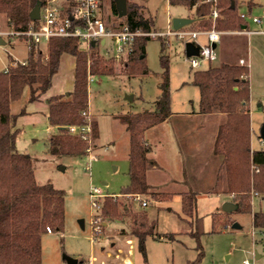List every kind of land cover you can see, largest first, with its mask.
<instances>
[{
  "label": "rangeland",
  "instance_id": "1",
  "mask_svg": "<svg viewBox=\"0 0 264 264\" xmlns=\"http://www.w3.org/2000/svg\"><path fill=\"white\" fill-rule=\"evenodd\" d=\"M63 1L59 0L60 3ZM131 1L139 4L144 14L154 19L152 32L160 35L150 36L147 41V73L129 75L123 69L124 60H121L116 64V74L92 75L89 109L92 119L98 124V134L89 145L91 150L78 155L52 154L49 140L58 128L47 129L46 111H36L27 117L25 114L18 116L17 149L34 157V171L40 183H53L66 193L64 226L43 235L42 264H68L65 255L78 258L79 264H121L125 258L144 263L138 240L130 233L128 217L111 220L103 216L106 225H103L101 233L94 235L91 219L97 208L91 203L90 189L99 187L104 195H121L129 184V133L118 116L154 108L161 93L162 55L169 60L172 106L181 110H189L198 104L199 89L190 83L194 70L219 65L223 60L245 58L250 67L252 146L264 150L261 137L264 124V33L227 34L223 38L225 45L218 43L211 60H204L193 67L186 55V44L192 42L202 46L207 37L182 38L168 31L174 30L173 18H192L194 11L182 4H171L170 0ZM237 5L249 30H264V0H238ZM110 10V4L103 3L99 8L100 16ZM255 16L262 18L261 24L253 21ZM183 28L191 30L189 25ZM10 30L5 15L0 14V36L6 42L0 44V70L7 69L10 56L23 61L28 54L27 42L23 38L2 34ZM231 36V40L228 39ZM42 46L45 47L44 44ZM100 52L104 54L106 50L100 48ZM73 60L71 55L63 56L61 64L67 68L68 74L60 67L52 87L42 98L56 93L66 94L73 89L74 70L69 67ZM30 93V87H25L20 99L12 103V113L19 114L23 109L30 111L36 107L29 101ZM163 153L161 150L160 154ZM214 182L208 184L205 180L204 189H210ZM163 191L169 192V196L156 199L151 195H141L148 200V206L131 200L133 210L147 212L149 224H153L154 234L146 238L148 264H191L200 252L201 264H264V227H254L252 213L224 211L223 204L233 201L232 195L225 192L202 193L197 197L193 214L189 215L183 211L181 192ZM120 198L125 201L122 195ZM252 205L254 211L264 213V195H254ZM81 220H84V226ZM235 222L241 227L233 228ZM122 228L130 234L122 235Z\"/></svg>",
  "mask_w": 264,
  "mask_h": 264
},
{
  "label": "trees",
  "instance_id": "2",
  "mask_svg": "<svg viewBox=\"0 0 264 264\" xmlns=\"http://www.w3.org/2000/svg\"><path fill=\"white\" fill-rule=\"evenodd\" d=\"M47 1L0 0V14L5 15L11 30L24 31L38 23V20L31 19V10L38 2L44 6ZM106 2L111 6V10L102 16L107 28L122 30L127 26L131 31H154V19L145 15L139 4L127 0V13L120 16L115 0H100V8ZM170 3L182 4L194 11L193 21L189 24L191 30L212 27L225 33L249 30L245 17L239 13L238 0H170ZM77 5L76 0L62 3V14L71 17L74 26L84 25V21L78 18ZM215 9L220 16L214 19L212 12ZM225 35L222 34L221 41ZM149 39L148 35L135 37L132 50L123 63V69L129 75L149 71L146 63ZM225 43L222 41L221 46ZM42 45L28 50L25 63L10 56L7 69L0 70V264H42V238L48 232L47 227L52 232L54 228L62 229L65 219V191L50 182L40 183L34 171V157L17 149L20 131L17 119L26 110L20 114L12 113V102L20 99L27 86L31 90L29 101H40L53 85L62 56L65 53L73 55V90L47 98L49 124L58 128L50 137L49 150L52 154H86L98 134L97 122L90 119V143L72 134L69 126L88 122L89 76L116 74V64L120 62L114 55L101 53L100 45L84 49L78 37L54 36L44 43L45 47ZM242 58L196 69L190 83L199 89L200 113L225 114L213 148L214 154L221 157V163L216 182L208 192L232 195L233 202L238 205L236 210L252 213L254 227L260 229L264 227V213L253 210L252 199L254 195H264V150L252 147L250 67L247 63H240ZM161 63L164 69L159 85L161 93L154 108L118 116L126 126L130 140V182L121 194L125 201L121 200V195H106L101 207L105 218H129L130 233L138 240L143 264H148L146 238L154 234L153 224H149L147 212L133 210L131 200L135 195L161 199L170 194L153 190L147 179V171L154 161L148 156L151 147L145 134L172 114L169 60L165 55L161 56ZM181 194L183 211L192 215L198 192L183 191ZM201 256L202 252L191 264H201Z\"/></svg>",
  "mask_w": 264,
  "mask_h": 264
},
{
  "label": "crops",
  "instance_id": "3",
  "mask_svg": "<svg viewBox=\"0 0 264 264\" xmlns=\"http://www.w3.org/2000/svg\"><path fill=\"white\" fill-rule=\"evenodd\" d=\"M261 23H262V18L259 24ZM247 31L248 32L246 33L241 31H236V32L224 33V34L246 35L249 33H264L263 29L247 30ZM222 41L220 43H222ZM194 44L197 47H199V45H197L196 43ZM206 44H208V39L202 45H206ZM66 54L68 53H65L64 55ZM73 58L74 60L72 61V64L70 62L69 67L70 70L71 67L74 70V78H75V57L73 56ZM118 58L119 61H121V60H125L126 56L121 55ZM61 63H62V59H61ZM60 67L62 71L64 72L66 71V74H68L67 68H65L62 64H60ZM73 88H74V82H73ZM72 90H68L66 92L68 93ZM48 97L50 96H45V99L42 98L40 102L36 101L38 103L33 102L34 105H36V107H33L30 111H27L25 109L26 117L30 116L36 111H41V113H44L42 110H45L46 112L44 114L45 117H47L48 119V101H47ZM39 105H41L43 108H41V106ZM11 111H12V104H11ZM89 116L90 119L93 118L90 109H89ZM224 119H225V114L221 112H214L207 114L200 113L199 99H198V104L196 106H192V108L189 110H181L172 106V114L164 122L147 130L145 134L146 142L151 147L148 156L150 159L154 161V165H152L147 171V179L150 186L154 190H161V191L165 190V191L175 192L178 194L183 191H196L198 192V197L202 193L205 192L208 193V191L213 187V185L212 187H210V189H204V182L205 180L208 181V184H210L213 180L216 182L217 171L221 163V157L214 154L213 148H214L217 130L219 128V125ZM47 125H48L47 126L48 130L57 128L55 126L50 125L49 121ZM208 129L210 133L207 134ZM161 150H164L163 155L160 154ZM171 185L173 187H170ZM134 200L136 199L134 198ZM145 200L147 201L146 206H148L149 202L147 199ZM104 225H106V223H104ZM120 233H122V235L124 236L130 234L128 233L126 228H122L120 230ZM128 241L130 242V239ZM121 264H138V263L134 262L131 258H125L124 263Z\"/></svg>",
  "mask_w": 264,
  "mask_h": 264
},
{
  "label": "built area",
  "instance_id": "4",
  "mask_svg": "<svg viewBox=\"0 0 264 264\" xmlns=\"http://www.w3.org/2000/svg\"><path fill=\"white\" fill-rule=\"evenodd\" d=\"M76 2L78 3L76 7L78 18L84 21V25L74 26L71 17L62 14V3L59 0H48L44 6H41L40 18L36 26L24 31L10 30L2 34L23 38L27 42L28 50L38 48L54 36L78 37L84 49L89 50L92 42H94V45H100V48L106 50L104 55H114L116 57H120L121 55L126 56L131 52L136 36L148 35L155 37L160 35L158 32L131 31L127 26L122 30L109 29L100 16V0H76ZM212 16L214 19L219 17V11L215 9L212 12ZM253 21L260 23L261 18L253 17ZM241 32L248 31L242 30ZM168 33L182 38L191 36L194 39H197L199 35L207 36L208 44L199 46L198 54L189 57L194 67L200 65L204 60H211L213 58L216 54V48H213L212 44L221 41L224 31L217 30L215 27L207 30H186L181 28L179 30H169ZM21 62L25 63V60ZM240 63L246 64V60L242 58L240 59ZM92 79V75H90L89 81ZM69 131L74 135L81 136L90 143V133L92 131L90 116H88V122L83 125L69 126ZM262 143L264 144V139H262ZM90 150L89 148L88 151ZM105 196L99 187H92L90 189L91 203L97 208L96 214L91 219L94 235L102 232L105 223L101 214L102 201H100ZM134 198L140 201L143 206L147 205V201L142 199L140 195H135ZM47 230L48 232H52L50 227H47Z\"/></svg>",
  "mask_w": 264,
  "mask_h": 264
},
{
  "label": "water",
  "instance_id": "5",
  "mask_svg": "<svg viewBox=\"0 0 264 264\" xmlns=\"http://www.w3.org/2000/svg\"><path fill=\"white\" fill-rule=\"evenodd\" d=\"M116 1V8L119 12L120 16H124L127 13V0H115ZM41 3L38 2L35 7L30 12V17L32 20H39L40 18V11H41ZM193 18L188 17H175L172 20L173 28L175 30H179L190 23H192ZM0 44H5V40L0 36ZM92 45H94V42H92ZM213 48L217 47V43L212 44ZM199 52V47H197L194 43L188 42L186 44V55L188 57L192 55H196ZM261 137L264 139V124L261 128ZM238 208V205L234 202L227 201L223 204V210L227 212L234 211ZM81 225L84 226V220H81ZM233 228H240L241 225L239 223H234L232 225ZM64 258L67 260L68 264H79V260L75 257L65 255Z\"/></svg>",
  "mask_w": 264,
  "mask_h": 264
}]
</instances>
